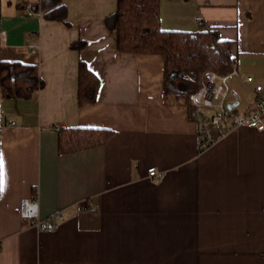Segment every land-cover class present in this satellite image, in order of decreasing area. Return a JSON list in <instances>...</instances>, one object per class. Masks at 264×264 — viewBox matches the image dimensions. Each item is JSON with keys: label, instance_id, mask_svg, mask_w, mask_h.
Segmentation results:
<instances>
[{"label": "crops", "instance_id": "crops-1", "mask_svg": "<svg viewBox=\"0 0 264 264\" xmlns=\"http://www.w3.org/2000/svg\"><path fill=\"white\" fill-rule=\"evenodd\" d=\"M63 1L70 26L27 15L40 0H2L0 64L38 66L45 87L25 100L0 84V264H264V131L233 128L200 151L189 107L165 100L164 58L118 51L107 24L118 0ZM161 22L170 31L217 28L232 41L229 103L240 114L256 109L264 0H161ZM81 60L101 80L97 101L83 106ZM71 127L115 135L60 154L59 130ZM153 166L164 175L158 183L148 178ZM26 199L42 220L63 212L56 231L23 217Z\"/></svg>", "mask_w": 264, "mask_h": 264}, {"label": "trees", "instance_id": "trees-1", "mask_svg": "<svg viewBox=\"0 0 264 264\" xmlns=\"http://www.w3.org/2000/svg\"><path fill=\"white\" fill-rule=\"evenodd\" d=\"M34 5V4H33ZM2 0H0L1 13ZM34 8L46 20L70 26L69 10L63 0H40ZM109 28L116 32L120 53L158 54L165 60L164 96L189 107L193 117L194 95L202 88L211 71L230 74L236 65L234 43L223 40L217 28L197 31H170L162 27L161 0H118L117 11L107 18ZM84 40L72 48L82 50ZM0 84L17 98L28 100L34 92L45 87L39 68L21 62L0 64ZM100 78L87 62L79 64V105L97 101ZM115 132L108 128L71 127L59 130V153L73 154L105 146ZM0 202H1V142H0Z\"/></svg>", "mask_w": 264, "mask_h": 264}, {"label": "built area", "instance_id": "built-area-1", "mask_svg": "<svg viewBox=\"0 0 264 264\" xmlns=\"http://www.w3.org/2000/svg\"><path fill=\"white\" fill-rule=\"evenodd\" d=\"M33 4H27L25 12L27 15H34ZM200 25H203L202 18L199 17ZM2 39H5L6 32H1ZM238 74L236 65L228 75H221L216 72H209L202 88L194 95L193 104L195 111L193 119L198 124V147L204 151L213 146L220 138L224 137L231 129L247 127L264 131V97L255 110L249 113H237L234 108H230L229 97L231 89L229 78ZM251 77L246 82H252ZM257 92H262L263 86H257ZM6 117L3 103L0 101V129L5 125ZM148 178L154 182L163 180L164 175L156 167L148 169ZM22 215L32 219L33 225L41 231L54 232L58 224L63 219V212H58L49 218L42 220L39 216V205L29 199L22 202Z\"/></svg>", "mask_w": 264, "mask_h": 264}, {"label": "water", "instance_id": "water-1", "mask_svg": "<svg viewBox=\"0 0 264 264\" xmlns=\"http://www.w3.org/2000/svg\"><path fill=\"white\" fill-rule=\"evenodd\" d=\"M236 104H230V108H234Z\"/></svg>", "mask_w": 264, "mask_h": 264}]
</instances>
